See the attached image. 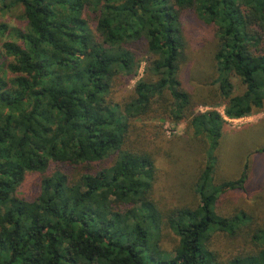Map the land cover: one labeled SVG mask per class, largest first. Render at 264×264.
Instances as JSON below:
<instances>
[{
	"label": "trees",
	"instance_id": "16d2710c",
	"mask_svg": "<svg viewBox=\"0 0 264 264\" xmlns=\"http://www.w3.org/2000/svg\"><path fill=\"white\" fill-rule=\"evenodd\" d=\"M10 6L25 26L10 31L11 62L0 69V264H264V225L218 211L225 192L244 189L249 164L238 181L214 177L226 130L218 108L229 120L264 111V0ZM188 21L215 34L208 95L183 70ZM142 62L143 77L118 101ZM157 117L186 121L182 150L203 156L194 203H164L157 127H133ZM30 175L40 181L23 194Z\"/></svg>",
	"mask_w": 264,
	"mask_h": 264
},
{
	"label": "rangeland",
	"instance_id": "374dc122",
	"mask_svg": "<svg viewBox=\"0 0 264 264\" xmlns=\"http://www.w3.org/2000/svg\"><path fill=\"white\" fill-rule=\"evenodd\" d=\"M13 0H5L8 8L2 7L0 12V25H6L9 29L5 36L0 35V69H7L11 59L5 55L3 44L14 40L10 39L9 33L13 29L24 28L22 19V10L19 6L11 7ZM5 6V7H6ZM11 7V8H10ZM188 18V16H187ZM191 43L188 49V59L183 70L191 71V87L197 95H208L216 90L212 87V79L215 76L213 51L215 46L214 31L211 27L201 23L194 24L188 21L186 24ZM146 63L142 62L138 76L128 85L122 87L118 94V101L129 97L134 85L143 77ZM191 90V92H192ZM242 89H237L241 92ZM198 103V101H197ZM198 112L212 110L203 106L198 107ZM226 121L223 139L221 142L219 155L220 167L215 172L216 183H226L238 181L244 172L247 164L250 166L248 180L243 190L227 191L220 197L218 211L225 216H236L246 214L261 222L264 225V111L254 114L249 118L240 120H229L224 115V108H218ZM138 121L135 126L155 125L157 132L154 131V137H159L155 149L163 163L161 172H159V181L161 182L162 197L164 203L168 206H178L183 202L194 203L193 191L189 190L192 185V177L200 169L199 161H202V154L199 149H193L189 152L182 150L186 143H190L188 125L186 121L172 122L168 118H154L153 121ZM189 171V177L185 174ZM256 176H255V175ZM261 179V181H258ZM40 177L30 175L23 187V194L31 192L38 184ZM259 185V186H258ZM169 208V207H168ZM170 238H167L164 244H169Z\"/></svg>",
	"mask_w": 264,
	"mask_h": 264
}]
</instances>
